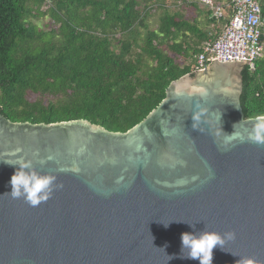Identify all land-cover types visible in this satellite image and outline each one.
Masks as SVG:
<instances>
[{
	"label": "water",
	"instance_id": "95a60500",
	"mask_svg": "<svg viewBox=\"0 0 264 264\" xmlns=\"http://www.w3.org/2000/svg\"><path fill=\"white\" fill-rule=\"evenodd\" d=\"M242 68L180 76L125 131L0 112V264H199L181 254L193 231L235 233L212 264H264V144L247 140L259 116L243 115ZM234 125L243 142L225 147ZM20 157L55 178L38 206L7 194Z\"/></svg>",
	"mask_w": 264,
	"mask_h": 264
},
{
	"label": "trees",
	"instance_id": "16d2710c",
	"mask_svg": "<svg viewBox=\"0 0 264 264\" xmlns=\"http://www.w3.org/2000/svg\"><path fill=\"white\" fill-rule=\"evenodd\" d=\"M232 10L230 0H0V112L125 131L196 69ZM254 63L241 70L245 118L264 115V47Z\"/></svg>",
	"mask_w": 264,
	"mask_h": 264
},
{
	"label": "built area",
	"instance_id": "2783aa9c",
	"mask_svg": "<svg viewBox=\"0 0 264 264\" xmlns=\"http://www.w3.org/2000/svg\"><path fill=\"white\" fill-rule=\"evenodd\" d=\"M232 14L223 23L219 33L205 40L202 51L196 56V70H201L213 61L240 62L250 71L255 68V59L263 51L264 17L257 0H230ZM211 16L220 18L222 6L213 2L205 4Z\"/></svg>",
	"mask_w": 264,
	"mask_h": 264
},
{
	"label": "clouds",
	"instance_id": "9594fccd",
	"mask_svg": "<svg viewBox=\"0 0 264 264\" xmlns=\"http://www.w3.org/2000/svg\"><path fill=\"white\" fill-rule=\"evenodd\" d=\"M193 119L199 120V115L194 116ZM235 125L233 126L234 131L231 134L224 133L223 144L225 147L238 139L243 142V137L236 132ZM247 140L257 144H264V115L257 117V122L248 133ZM5 162L13 166L18 165L17 170L11 177L10 184L12 190L10 193H7L8 195L13 199L23 197L33 207L46 202L50 198L53 192L54 177L39 174L33 169L32 161L26 160L24 157H20L14 162ZM169 223L164 224V226L168 227ZM189 226L195 229V224H189ZM234 239L235 233L232 231L226 232L223 235L212 231L200 233H196L195 231L184 232L181 234L182 258L198 260L199 264H212L214 247H223L226 240ZM185 250H187V255H183Z\"/></svg>",
	"mask_w": 264,
	"mask_h": 264
},
{
	"label": "rangeland",
	"instance_id": "374dc122",
	"mask_svg": "<svg viewBox=\"0 0 264 264\" xmlns=\"http://www.w3.org/2000/svg\"><path fill=\"white\" fill-rule=\"evenodd\" d=\"M210 65V64H209Z\"/></svg>",
	"mask_w": 264,
	"mask_h": 264
}]
</instances>
